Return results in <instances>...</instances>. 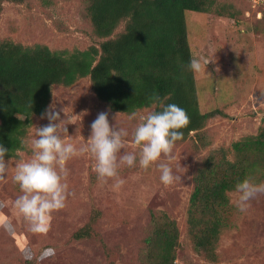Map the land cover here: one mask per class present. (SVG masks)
I'll list each match as a JSON object with an SVG mask.
<instances>
[{
    "label": "rangeland",
    "instance_id": "374dc122",
    "mask_svg": "<svg viewBox=\"0 0 264 264\" xmlns=\"http://www.w3.org/2000/svg\"><path fill=\"white\" fill-rule=\"evenodd\" d=\"M86 5V0L5 2L0 11V38L25 45L47 44L58 50H84L103 40L94 34ZM221 5L234 15H221ZM185 16L192 55L209 60L206 71L195 73L200 110L219 109L223 114L211 118L202 131H193L175 143L170 165L181 179L171 185L160 181L158 163L168 162L165 157L147 169L138 163L122 165L117 177L101 180L90 153L74 156L66 164V183L73 194L65 207L52 213L47 232L33 233L13 207L22 193L12 189L10 181L14 165L31 158L29 142L36 127L48 123L35 115L21 159L11 158L6 177L0 179V264H24V257L32 258V264H143L147 227L159 211L174 218L180 230L174 264H213L195 249L188 232L194 173L210 151L229 148L264 127V0H217L216 10H188ZM50 104L60 112L61 127L67 128L63 133L66 142L86 144L91 123L100 112H107L110 124L128 130V152H139L132 141L139 115L154 109H140L129 120L130 113L114 112L97 98L89 76L68 87H54ZM118 179L124 183L117 188ZM230 197L232 212L218 243L222 260L214 264H264V193L250 200L244 213L233 203L236 193ZM94 210L99 212L96 236L75 240L73 233Z\"/></svg>",
    "mask_w": 264,
    "mask_h": 264
},
{
    "label": "trees",
    "instance_id": "16d2710c",
    "mask_svg": "<svg viewBox=\"0 0 264 264\" xmlns=\"http://www.w3.org/2000/svg\"><path fill=\"white\" fill-rule=\"evenodd\" d=\"M0 0V11L5 2ZM95 36L102 38L84 50L52 49L47 44L25 45L0 38V143L11 151L5 159H21L35 115L53 99L54 87H68L89 76L97 98L118 113L152 107L155 91L165 103H175L189 115L181 129L186 140L200 132L219 109L202 112L195 73L187 68L192 51L185 12L216 10L217 0H86ZM221 15L233 16L221 5ZM124 28L117 36L120 24ZM160 110L155 106L153 111ZM199 134V133H198ZM201 138V137H200ZM202 139V138H201ZM264 178V127L210 151L198 164L188 209V232L195 249L208 261L220 262L218 243L232 212L230 193L246 176ZM13 177V176H12ZM11 177L12 189L21 191ZM99 212L73 233L75 240L96 236ZM145 238L143 264H174L180 244L177 221L166 212L152 215ZM24 257V264H32Z\"/></svg>",
    "mask_w": 264,
    "mask_h": 264
},
{
    "label": "clouds",
    "instance_id": "9594fccd",
    "mask_svg": "<svg viewBox=\"0 0 264 264\" xmlns=\"http://www.w3.org/2000/svg\"><path fill=\"white\" fill-rule=\"evenodd\" d=\"M208 63L206 58L192 56L187 68L193 73H199L206 71ZM149 99L160 110L139 115V122L132 132V141L139 146V152L125 150L129 132L123 127H117L115 123L110 124L107 112H100L91 123L88 142L77 146L64 139L63 133H67V128L61 127L63 120L55 104L45 108L41 118H46L48 123L36 127L35 137L29 142L31 158L17 162L12 177L22 193L13 201V207L28 222L31 232H47L52 213L65 207L67 197L73 194L69 192L66 183V164L74 156L90 153L96 161L95 171L101 180L117 177L122 165L133 167L138 163L147 169L165 157L168 162L158 163L160 181L171 185L181 179L174 174L170 162L174 159L172 153L175 143L183 138L181 129L189 124V115L179 105L165 103L167 98H161L155 91ZM137 115L133 111L128 118L132 120ZM10 151L0 143V179H4L8 172L11 157L5 160V156ZM123 183V180L118 179L115 187ZM235 193L233 203L244 213L250 207L249 201L257 194L264 193V181L257 182L253 176H246L236 183Z\"/></svg>",
    "mask_w": 264,
    "mask_h": 264
}]
</instances>
